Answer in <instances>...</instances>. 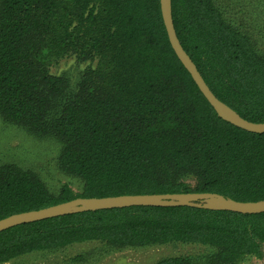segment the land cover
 <instances>
[{
  "label": "trees",
  "instance_id": "obj_1",
  "mask_svg": "<svg viewBox=\"0 0 264 264\" xmlns=\"http://www.w3.org/2000/svg\"><path fill=\"white\" fill-rule=\"evenodd\" d=\"M238 1L225 10L215 0H172L174 24L213 93L264 123V0ZM71 55L97 62L75 89L50 73ZM0 116L55 140L59 171L83 184L53 195L36 173L1 166L0 220L82 198L264 201V134L210 106L171 47L160 0H0ZM88 242L199 245L211 252L156 264H238L264 259V213L204 204L80 210L1 232L0 264Z\"/></svg>",
  "mask_w": 264,
  "mask_h": 264
},
{
  "label": "rangeland",
  "instance_id": "obj_2",
  "mask_svg": "<svg viewBox=\"0 0 264 264\" xmlns=\"http://www.w3.org/2000/svg\"><path fill=\"white\" fill-rule=\"evenodd\" d=\"M226 6L238 5V0H215ZM245 1V0H244ZM259 27V26H258ZM96 61H80L71 55L50 68V73L64 77L72 88H77L84 73L95 68ZM59 146L53 139H37L24 129L6 123L0 116V167L13 164L36 173L53 195L65 185L75 192L82 190V182L62 174L58 169ZM187 182L195 185L194 178ZM209 207L219 208L218 200L204 201ZM211 250L199 245L168 244L142 248L110 249L101 242L76 244L58 251L34 252L5 264H156L159 261L186 255L208 254ZM80 259H76L79 258ZM238 264H264V259H246Z\"/></svg>",
  "mask_w": 264,
  "mask_h": 264
},
{
  "label": "water",
  "instance_id": "obj_3",
  "mask_svg": "<svg viewBox=\"0 0 264 264\" xmlns=\"http://www.w3.org/2000/svg\"><path fill=\"white\" fill-rule=\"evenodd\" d=\"M160 3L163 22L172 49L217 115L224 121L247 132L264 134V123H254L244 119L213 93L179 40L173 19L172 0H160ZM211 200H218L221 203V207L219 208L234 213L247 215L264 213V201L240 202L232 199L226 200L218 194L210 193H195L183 196L132 195L106 198H82L37 211L15 214L2 219L0 220V233L16 226L56 218L80 210L101 211L140 206L152 207L157 205L198 207L200 204H203L204 201Z\"/></svg>",
  "mask_w": 264,
  "mask_h": 264
}]
</instances>
